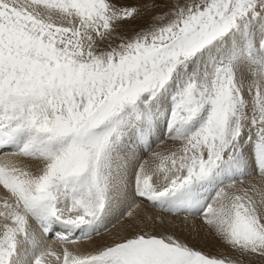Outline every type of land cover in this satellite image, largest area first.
Segmentation results:
<instances>
[{"label": "snow or ice", "instance_id": "obj_1", "mask_svg": "<svg viewBox=\"0 0 264 264\" xmlns=\"http://www.w3.org/2000/svg\"><path fill=\"white\" fill-rule=\"evenodd\" d=\"M144 7L0 0V264H264V0Z\"/></svg>", "mask_w": 264, "mask_h": 264}, {"label": "rangeland", "instance_id": "obj_2", "mask_svg": "<svg viewBox=\"0 0 264 264\" xmlns=\"http://www.w3.org/2000/svg\"><path fill=\"white\" fill-rule=\"evenodd\" d=\"M113 2L121 4V5H126V6H139L141 8V14L138 18H136L132 21H129V22H125L121 26L120 32L122 35L131 36L135 31L139 30L142 27L147 26V24L150 20V17L153 15V10L144 7V5L146 3H150L151 0H113ZM156 2L160 3V2H162V0H156ZM163 10L164 9H162V8H156L154 11L155 12H161ZM170 143L171 142H169V141H165L159 147L154 146V151H162V152H165L164 150L168 151L170 146H171L170 149H172V143L171 144ZM162 147H164L163 150L161 149ZM143 158L148 159V154H144ZM6 195H7L6 192L2 188H0V199H3ZM160 218H162V216H159V220H160ZM188 225H190L192 228H197V226H198V229H199L198 232L194 231L192 234H188V233L182 234L183 238L186 239L187 242L191 246H193V247L198 246V248L197 247H195V248L198 250H201L207 254H210V255H219L221 253V251L228 254L229 256L235 255L233 253H229L227 248H225L226 249L225 250L224 248L220 249L219 247H216L213 249V251H208L207 242L212 243L213 245H217L215 238L210 233H208L207 230L204 227H202V225H197V224H194L193 222L188 223ZM35 226L36 227H34L32 225V227L36 230V228H38V227H37V225H35ZM116 227H117V225H116ZM120 231L122 232V230H120V227H119V229H117V231H115V232H120ZM37 233H39V232L37 231ZM105 234H108V232H105L103 235H105ZM195 240H196V242H194ZM198 243H199V245H198ZM199 246L202 248H200ZM203 246H206V247H203ZM216 249H218V250H216Z\"/></svg>", "mask_w": 264, "mask_h": 264}, {"label": "bare ground", "instance_id": "obj_3", "mask_svg": "<svg viewBox=\"0 0 264 264\" xmlns=\"http://www.w3.org/2000/svg\"><path fill=\"white\" fill-rule=\"evenodd\" d=\"M171 144V143H170ZM169 144V145H170ZM167 147V146H166ZM171 147V146H170ZM169 147V149H170ZM174 147V145H172V148ZM164 147H162L161 149L163 150ZM165 152L167 150H164ZM162 152V151H161ZM15 159H17L22 165L24 166H29L31 167L33 170H35V163L34 162H29V161H26L24 160V158L22 157H16ZM140 211V215L143 217V218H147L148 216H153L156 218V222L158 223L159 222V216H162L164 217L165 214H161L159 213L157 210L155 209H152L150 208L148 205H147V202H142L141 204V209L139 210ZM181 219H186L187 220V223H194V224H197V225H202L201 224V220L199 217H182ZM34 227H36L33 222L32 224ZM191 225V224H190ZM189 225V226H190ZM192 226V225H191ZM190 226V227H191ZM195 226V225H194ZM120 227V230H122V232H115L117 231V229H119ZM203 227V226H202ZM198 228V226H197ZM36 230L39 232V229L36 228ZM114 231V232H113ZM117 233H121L123 234V225L122 224H117V227L116 228H112L111 231L108 232V234H105L103 236H100V237H96L94 240L92 241H83L81 244L79 245H68V247L72 248V249H79L80 251H90V250H94L95 247L100 244V243H111L113 242V239L115 237V234ZM196 233V232H195ZM194 233V234H195ZM212 235V234H211ZM214 238H215V241H216V244L217 245H213L212 243H209L207 242V248H208V251H213L214 248L216 247H219L220 249L224 248L225 249V246L223 244H221V242L214 236L212 235ZM75 238H77L75 236ZM44 239L47 241L48 244L52 245L54 248H56L57 250H59L60 248L63 247V244H59L57 243L56 241H53V240H48L46 237H44ZM193 242V241H192ZM196 242V240L194 241ZM195 244V243H194ZM193 245V244H192ZM197 245V244H196ZM199 245V243H198ZM198 248V246H195ZM194 247V248H195ZM200 247V246H199ZM203 247H206V246H203ZM202 248V247H200ZM218 248V249H219ZM216 249V250H218ZM226 250V249H225ZM216 252V251H215Z\"/></svg>", "mask_w": 264, "mask_h": 264}]
</instances>
